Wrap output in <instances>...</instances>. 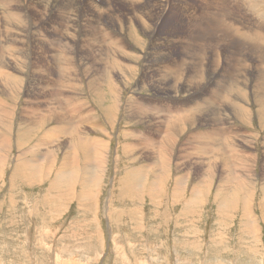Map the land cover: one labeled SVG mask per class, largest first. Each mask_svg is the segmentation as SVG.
Here are the masks:
<instances>
[{"label":"rangeland","instance_id":"obj_1","mask_svg":"<svg viewBox=\"0 0 264 264\" xmlns=\"http://www.w3.org/2000/svg\"><path fill=\"white\" fill-rule=\"evenodd\" d=\"M28 1L29 0H27V3ZM76 1L78 2V5L70 6V2H67L68 6L66 8H62L60 11H67L73 15H76V13H78V25H76L75 23L70 32L74 29H78V31L80 30L79 32L71 33L72 35L76 34L77 37L75 49L78 53L76 57L78 56L77 58H80L81 56L80 59L85 62L82 66V62L74 60L75 64L78 65L77 67L79 68V70L77 71L78 73L75 72V79L70 82L68 89L69 92L71 91L70 94L75 96L74 102L78 104L82 103L88 106V108H90L92 111L89 113L94 117V119L99 121V124L104 129L102 130V128L100 127L99 131L98 128H96L95 130L90 124H84L82 130L87 131V134L97 135L99 138L103 137V139H105L108 143V159L106 158L107 162H104V164L107 165H105L106 169H104L103 171V173H105L104 175L103 173L101 174V179L99 180L101 181L99 184V189L96 185L98 179H95L93 182H91V178H82L83 180L80 179L81 177H85L86 175H91L89 171L92 170V164L95 163L93 162V159H96L93 157H87L86 155H81L80 161L83 160V167H81V170H78L77 172L78 174L81 173V175H78V178L74 180L77 185L72 186L73 192L70 194L71 196H67L63 199L64 201L62 200L61 202H58L55 199L57 193L50 192L49 188L52 183V185L54 186L57 185V182H53L55 181V172H59L63 169V166L60 163V161L64 159L65 149L63 147L60 146V149L57 151L56 155L59 156H56V159L58 160V162L56 163L57 166H54V172L49 175H47L46 171L39 170L36 173L38 175V178L33 177L29 180L26 177L27 173H20L21 170L27 171L28 167L24 169L17 167L19 162L18 157L19 155L21 157L23 156V151L27 150V154L23 156L24 158L22 157L23 160L31 159L34 157L41 158L40 155L34 156L30 151V147L37 143L39 137L43 135V133L54 124L53 117L49 121L43 123H41L42 121L37 122V120L32 118V115H27V118H23L20 115L24 112V109L26 107H30V105H35L34 107L37 108H46L47 110L50 109L51 111H49L51 113L49 111H47L46 113L48 114L49 112L48 115H50L53 112L55 118L58 117L55 115V111H60L61 117L62 115H64V113L67 114V111L69 112V106H67L68 99L66 98V84H64V86H62L63 84H51L56 83L57 80L55 79V77H59L60 72L55 61V54L58 52V46L56 47L53 45L54 48L49 49L48 40L50 38H59L61 40L72 38L74 40L75 35H69L71 34L69 33V30L68 33H64V35L63 33H54V26L63 21H61L59 17L55 18L56 15L53 12L46 15L43 14L44 12L32 14V17L42 16L43 18V20L38 24V27L45 28H43L42 33L39 35V37L44 43L43 46H47L46 52H48L49 54L45 58L41 57L42 60L40 59V63H38L41 64L45 62L47 64V69L42 70L36 67L35 70L29 71V73L27 70H25V72L29 74L28 77L30 78H42L46 82H51L48 83L50 84L48 85V87L50 89L54 87L55 89L59 88L61 90V93L56 94L54 92L55 96L60 95L56 97L57 99H59L57 100L54 96H52L50 92L43 91L42 86L39 87L40 89H37L35 88L36 85H34L26 89V91L28 90V92L24 90L21 92V90L18 91L15 83H7L4 79L0 81V98L8 102L7 103L5 101L6 108L3 111L7 113L8 111H10L13 113L11 114V116L13 115V118H10V121L8 120L6 124H4L2 120L0 122V136L3 134L9 139V149H7L6 153V156L8 154L7 160L0 171V264H264V94H258V96L257 94L251 93V90L248 91L250 100H248L246 104V117L249 113L250 114L247 117V123H245L247 125L242 124L243 122H240V119L238 121L237 118L232 115L233 113L230 114L231 118L229 115L230 120H232L233 118L232 122H236L235 124L241 125L238 126H240L241 128L240 133L242 134L241 136L240 133L237 134L235 132H232L231 135H237H230L233 145L230 144L229 148H233V153L235 154L234 157H231L232 159L228 158L229 162L232 164H225V162L222 161V156L224 155L223 152L214 151L211 149L208 150L207 148L204 149V145L200 144L203 143V141L199 144H195V139H189V136L194 133L197 134L199 133V131L205 133L207 131H210L211 128L219 127V125L223 124L221 123L220 118L219 124V122H213L214 120L211 116H208V118L206 115H204V112L208 109L205 111L201 110V113L197 112L193 114V116L196 117L194 118L192 116L193 121L192 119L191 121L195 122V124L193 126H190L189 123L186 122L188 124L187 127L182 131L177 130L172 132L171 134H174L173 136L166 133V130H170L173 128L169 126V123H163V126L165 124L166 125L164 127L162 126L161 131H163V134L165 132V135L171 136L169 137L171 138V143L166 142L163 150L162 148L152 149L151 147L144 146L145 148L142 147L135 150V154H130L129 148V146L131 145V140L135 138V135L142 136L141 133L143 132V130H146L147 133L149 132V134L152 135L154 133L151 132L152 130L154 131L155 129L160 128L159 125L153 122V120H155L156 118H152L151 115H149V117H143L139 113H137L136 109L140 102L135 98L149 101L152 100L153 102H157L158 104H161L163 106L180 105L193 102V97L195 94V96L197 97L198 95H202L206 91L205 88L194 86L195 89H191V92L188 95L184 93V91L187 90V86L188 88H191L193 87V85H195L194 83H192V80H189V83H187V79H189L190 76H192V78L197 77L195 68H197L198 66L201 67L202 65L203 70L206 68L204 72H207L208 74L211 69L210 67H212L215 63V59H218L219 63L216 64L218 65L216 66V69L218 71L223 67L232 68L231 65L237 64V60L234 58L235 51L239 50L243 52V50L246 49V55L243 56V54H238V57L241 58L239 60L240 63L234 66L239 67L241 64H244L245 66L238 68L237 72L243 74V76L240 78L241 82L239 84H242V78L244 77V75H247L249 76L248 79L249 84L251 85L250 88L252 87L254 77L255 79H258V81L254 80L258 83V87L264 88V80L262 78L264 75V41L258 38V36H260L259 33H262L264 35V7L258 5V3L264 5V0H258V3H256L257 0H215V2L219 4L225 1L226 6H230L232 8L231 16L233 17L231 19V22L234 24V26H240L237 28V30L242 35L229 37L230 35H232V33H229L228 31L220 27L212 28L211 22L198 21L197 23H199V27L195 26L190 36L193 34L194 36H198L199 33H203L204 29L201 27H206V32H204L203 35H199L197 37V43L195 42L196 51L199 54L196 55L197 57L187 55L183 50L185 48H189V30H186L189 24L179 16L180 9L182 7L181 5L189 3L191 4V7H196L198 13H200V11L202 10L208 11L209 9H211V11H214V9L219 8L220 5H214L212 7L208 6L207 8H204L202 6L204 0H170L171 2L168 6V9L165 13H162L163 17L159 19L161 21L163 18V20L160 22L158 27L154 28L156 40L153 44H151L150 41L148 43L146 42V39L150 37L147 32L148 25L145 23H141L138 20V17H136L139 5L137 6V8L129 10L127 12L131 15H128L129 18L131 17L135 21L134 24H138V27L129 26L131 25L130 22H124L122 23L124 24L123 27L119 25L118 29H120L126 35H133L136 34L137 31H139V35L141 37L138 36V39L142 41V43H139L138 40L134 42L136 49L134 48L135 53L133 54V57L136 58V60H134L133 64L134 66H136V68L139 69L136 71V74H134L133 79L128 82L112 81V79L115 78L112 77L113 75H110L109 73H105V81L95 82V80H92L91 72L94 73V71L96 72V70L100 69L101 66L103 67L106 63V60L104 59L110 60L109 58L111 57V55L104 56L105 45L96 42L93 37L94 35L85 32V25L88 20L87 18L80 15L82 12L83 16L86 14L87 4L85 0ZM113 1L126 3L125 0H110V2L115 5L117 4ZM249 1L252 4L251 6H254V9L251 6H245ZM91 2V6H99L100 9L103 10L108 7L107 5H104L101 0H92ZM154 2L155 0H146L145 5L150 7V4L152 6ZM101 4H103L104 6H101ZM195 4H198V6H196ZM80 5L85 6H83V10ZM126 5H129L127 9H130V4L128 2L126 3ZM44 6V4L38 2L35 4V7L40 11L41 9H44ZM241 7H243L242 12H240ZM51 9L55 11V7H51ZM125 9V7H122L120 11L118 10L116 12V15L120 16L121 13L125 15ZM158 10L157 12H159L160 14L162 10ZM261 12L263 14H261ZM183 17L186 20L189 19L188 17ZM124 21H126V18ZM67 22L69 26L71 24V21H64L65 25L67 24ZM211 29L213 30L211 31ZM78 33L80 36L78 35ZM145 34L147 35L146 37L143 36ZM180 34L183 38V41L180 42L182 52H178L174 47V40L177 39ZM185 36L188 37H186L185 39ZM240 37L242 38L240 39ZM218 38H222L223 44L222 41L220 42ZM38 42L40 43V41ZM76 46L77 48H79L77 49ZM154 47L159 48L160 53H162L164 56H166L169 48L172 47L175 50L172 52V56H166L158 62H154L155 59L148 56L144 60L138 59V56L144 55V53L147 54ZM255 48L256 50H254ZM199 51L201 53H199ZM165 60H176L181 64V66L176 69V73L174 74V76L172 74L169 76L170 78L165 76L160 77L165 79V81L160 80L159 78L151 81L150 76L147 75L146 83L148 82L149 84L140 81V76L142 74L144 65H147L149 68L151 64L156 65ZM248 62L250 63V65H247ZM84 64L90 65L92 70H88L84 66ZM85 69L87 70V72ZM44 71L46 73H44ZM33 73L36 75H34ZM148 73H150V71H148ZM194 73L196 75H194ZM16 74L19 75L18 73ZM182 76L186 77L182 78ZM166 78H169V80ZM174 78L175 80H173ZM2 81L8 86L4 87ZM139 82L143 84V87ZM156 83L158 86L156 85ZM175 84L177 86L171 89L170 87ZM119 87L120 89H117ZM159 88L161 89L159 90ZM72 90L74 91L72 92ZM19 92L20 94H18ZM33 92H35V95H39L35 97L33 95ZM80 93H82L83 95ZM119 94L120 96H122L118 97ZM51 96L53 97V99ZM259 99H262L261 101H263V103L261 101L259 102ZM227 104L225 105L224 103L220 105V108H227ZM93 107L94 109L92 110ZM117 107H119L120 109ZM249 109L254 112H251ZM261 109L263 113L260 111ZM225 112L227 113L232 111L226 110ZM133 115L135 116L133 117ZM106 116L109 118H107ZM219 117L226 118L223 111L220 112ZM148 119H151V121L153 122L151 123L152 125L148 124ZM109 120H111V122ZM196 120H198V122ZM31 125L34 127L36 125V130H33L31 134L25 136L21 135V132H24L25 129ZM249 125H251L250 128ZM4 127H6V129H4ZM184 130L186 131V133L184 132ZM124 131L128 133H135V135H133L132 137L131 135L125 134ZM58 136L60 138L62 134H59ZM65 136L66 135H64V137ZM177 136L178 140H176L175 142ZM233 137H238L239 139ZM66 138L69 140L71 138V135H67ZM223 138L222 141H226L225 137ZM246 138L247 140H245ZM61 139V142L65 141L63 139V136L61 137ZM237 139H241V147L236 146V141H238ZM208 140H204V142L207 141L206 143H209L210 140ZM185 141L187 143H185ZM189 141L190 143H188ZM247 143L249 144L247 145ZM58 144L59 140L54 143V146H57ZM160 144H162L161 141ZM170 144L172 147L170 146ZM167 145L171 147L170 149L172 152L170 151L169 147H167ZM182 148L185 149V151H183ZM41 149L44 151V147H42ZM188 149H190V151H188ZM194 149H196V151L193 152ZM234 149H237V152L234 151ZM160 150L162 153L160 152ZM166 150L170 154H172L170 156L166 155ZM205 150H208V152L210 151L209 154L211 155H208L207 152V154H205ZM141 151H145L143 155L144 157L139 156L141 154H139L138 152ZM197 152H201L200 154L205 155H198ZM213 152H215L216 157L220 158L218 159V162H222L219 166V172L215 170L217 175L215 174V176L213 177L214 179L212 180L209 175H205V171L207 169H209L208 171L211 170V164L209 161H211V156L215 155H213ZM103 154L104 152L102 153V155ZM128 154H130V157ZM245 154L249 155L246 156ZM219 155L222 158L219 157ZM193 156L194 158H192ZM205 156H210V158L208 157L209 160L207 159V157L204 158ZM248 156L251 159L249 160L250 163H248ZM196 157H200V160L196 159L195 161ZM252 157H254V159ZM201 158L204 159L202 160ZM235 158H237L238 161H243H240V163L244 165H240L241 168H249V170L245 168L243 169L248 170L249 172H242V169H240V167L238 168V165H236ZM90 159L92 161H90L89 164H86ZM188 159H190V162ZM245 159H247V161ZM86 160L88 161L86 162ZM184 160L186 161V163ZM176 161L179 162L177 163ZM203 161L204 163H200V165H198L199 162ZM152 163L155 167L152 165ZM229 164L231 165V168L228 167ZM141 165H143V168H148V172L145 176L147 177L148 174L150 177V181H158L155 185L156 188L151 182L150 184L145 186V189L142 190L123 189V185L130 180V170L134 169L135 166L137 168V166L139 167ZM232 166L234 170L232 169ZM87 167L89 168V170ZM224 167L228 169V172L230 169H232L233 173L239 172L241 173L240 175H242V173L244 174L245 172V177L242 176L241 179L243 180L241 181L245 183V186L250 190V196H248V199L246 200L247 202L245 201V199L242 201L239 200V206L235 209L230 208L231 211L229 210V208L228 210H226L224 207L220 206L222 205V201H227L229 195H224V193H222L220 194L221 198H217V201H215V197H217V194L220 193L217 191V187L224 186L225 188L226 186H230V184L222 182L224 178L220 177L218 174ZM162 168L165 172L161 175V179H157L156 173H158V170ZM250 174L254 175L250 176ZM39 178H42V180H40ZM202 179L205 180V182ZM244 179H246L247 182H245ZM82 181L90 182V184L92 185V192L94 190L95 194H89L88 192L91 193L90 186H82ZM234 185L236 186V184ZM10 186L12 187L10 188ZM163 188L164 190H162ZM155 189H157L159 193H156ZM179 191L181 193H179ZM47 193L49 199L46 203H44L46 201L45 196L47 195ZM86 198L89 200H87ZM234 199H236V197H234ZM244 201L246 203H244ZM54 204L59 205L60 207H55ZM192 206H194V209ZM83 217H85L86 220ZM43 230L45 231L43 232Z\"/></svg>","mask_w":264,"mask_h":264},{"label":"bare ground","instance_id":"obj_2","mask_svg":"<svg viewBox=\"0 0 264 264\" xmlns=\"http://www.w3.org/2000/svg\"><path fill=\"white\" fill-rule=\"evenodd\" d=\"M79 1V0H78ZM86 4H87V9H86V14L83 16V12L81 13L80 16L87 18V23L85 25V32L94 35V40L98 43H101L103 45H105V49H104V56H108L111 55V57L108 59H104L106 60L105 65L100 69H97L96 72L94 71L91 72V76H92V80L96 81H105V73H109L110 75L112 74L115 79H112V81H131L134 77V74H136V71L139 68H136V66H134V60H136V58H134L133 54L135 53L134 48V42L136 40H138L139 43H142V41H140L138 39V36H140L139 31L136 32V34L133 35H126L124 32H122L120 29H118L119 25H121V27H123L124 22H127L131 25L129 26H134V27H138V24H134L135 21L129 16H131L129 13H127L129 10L135 9L137 8V6L139 5V9L136 13V17H138V20L141 23H145L148 25V35L150 37H148L146 39V42L148 43L150 41L151 44H153L156 40V34L154 32V28L158 27L160 22L159 19L161 17H163L162 13H165L166 10L168 9V6L170 5V0H155L154 4H150V7L146 6L145 2L146 0H125L126 3L128 2L130 4V9H127V6L125 2H120V1H113L115 2L117 5L112 4L110 2V0H101V2L104 5H107L108 7L106 9H100L99 6H91L92 4V0H85ZM254 1V0H253ZM260 1V0H259ZM257 0L256 3L259 2ZM42 3L44 4V9L38 10L35 7L36 3ZM67 2H70V6L71 5H78V2L76 0H29L27 3V0H0V81L1 80H5L7 83H15L16 87L18 88V91L21 90V92L24 90L26 91L27 88L36 85L35 88H39L40 86H42L43 91H48L52 94V96H54L55 98L60 96H55L54 92L57 94L61 93V90L59 88L55 89L54 88H49L48 83L51 82H46L44 79L42 78H30L28 77V73L29 71L35 70L36 67H38V69H42L45 70L47 69V64L45 62L40 63V59L41 57L45 58L49 53L46 52L47 50V46H43V41L40 39L39 35L42 33L43 28L45 27H38V24L43 20L42 16L39 17H32V14H38L39 12H44L43 14L46 15L48 13H54L56 16L55 18H60L61 21L63 22H59L57 25L54 26V33L55 34H60V33H69L73 32H79L78 29H74L73 31L70 32V30L73 28L74 24L76 23V25H78V13H76V15H73L67 11L65 12H60L62 8H66L68 6ZM84 2V1H83ZM149 2V1H148ZM151 3V2H150ZM101 4V6L103 5ZM120 4V5H118ZM222 4V5H221ZM221 4L215 2V0H204V2L202 3V6L204 8H207L208 6H214V5H220L219 8H215L214 11H211V9L207 10H202L200 11V13L197 12L196 7L193 8V6L191 7V4H182L181 9H180V18L187 21L189 26L186 30L188 31V41H189V48H185L183 49L184 52H186L187 55L193 56V57H197L196 55L198 54L196 51V47H195V42L197 41V37L199 35H203L204 32H206V27H201L204 29L203 33H199V35L194 36L190 34H192V30H194V27L198 26L199 23H197L198 21H206V22H211L212 23V28L214 27H220L226 31H228L229 33H232V35H230L229 37H234V36H241L242 34L239 33V31L237 30L238 27L240 26H234V24L231 22V19L233 16H231V12H232V8L230 6H226L225 1H223ZM96 5V4H94ZM99 5V4H98ZM103 5V6H104ZM196 6H198V4H195ZM229 5V4H228ZM251 2H247L245 6H251ZM255 5V4H254ZM258 5H260L261 7H264V5H261L260 3H258ZM81 6V5H80ZM84 6V5H83ZM82 7V10L84 9V7ZM244 6V8H245ZM51 7H55V11H53L51 9ZM122 7H125V11L126 14H120L116 15V12L122 9ZM252 8L254 6H251ZM256 7V5H255ZM71 8V7H70ZM77 8V7H76ZM257 8V7H256ZM78 9V8H77ZM160 9L162 10L161 13L159 14V12H157V10ZM243 7L240 8V12H242ZM254 9V8H253ZM259 9V8H258ZM158 10V11H160ZM247 10V8H246ZM257 10V9H256ZM123 12V10H122ZM264 12V11H263ZM120 13V12H119ZM255 13V12H254ZM134 14V13H133ZM157 14V15H156ZM261 14H263L261 12ZM129 15V16H128ZM148 15V16H146ZM188 17L189 19L186 20L183 16ZM242 15V14H241ZM255 15V14H254ZM260 15V14H259ZM263 16V15H262ZM72 17V18H71ZM156 17V18H155ZM254 17V16H253ZM252 17V18H253ZM259 17V16H258ZM126 18V21H124ZM135 18V17H134ZM257 18V17H256ZM260 18V17H259ZM84 19V18H83ZM192 19V20H191ZM261 19V18H260ZM53 20V19H51ZM50 20V21H51ZM71 21V24L68 26V22L65 25L64 21ZM46 21V20H45ZM184 22V21H183ZM256 22V21H255ZM83 23V22H82ZM134 24V25H133ZM259 24V23H258ZM262 24V23H261ZM260 24V25H261ZM264 24V23H263ZM52 25V24H51ZM82 25V24H79ZM118 25V26H117ZM210 25V24H209ZM126 26V24H125ZM83 27V26H82ZM199 27V26H198ZM76 28V27H75ZM142 28V27H141ZM147 28V27H146ZM191 29V30H190ZM123 30V29H122ZM144 30V29H143ZM213 29H211L212 31ZM223 30V31H224ZM249 30V29H247ZM130 31V30H129ZM262 31V30H261ZM201 32V31H200ZM242 32V31H241ZM129 33V32H128ZM213 33V32H212ZM219 34V33H218ZM224 34V33H223ZM227 34V33H226ZM254 34V33H253ZM66 35V34H65ZM71 36L75 35L74 40L72 38L69 39H65V40H61L59 38H55L52 39L50 38L48 40V48L52 49L54 48V46H58L57 50L58 52L55 54V61H56V65L57 68L60 72L59 77H55V79L57 80L56 83H51V84H58L62 86H64V84H66L67 87V99H68V104L67 106H69V112L67 111V114L64 113V115H62L61 117V113L60 111H55V115L58 116L57 118H55L54 113L52 112V114L48 115L50 111L47 110L45 107V109L43 108H37L34 107L32 105H30V107H24V112L20 115L23 118H27V115H32V118H34L35 120L38 121H42L46 122L49 121L50 119H54V124L52 126H50L44 133L43 135H41L39 137V139L37 140L38 142L35 143L33 146L30 147V151L31 153L36 156V155H40L41 158L39 157H34L31 159H25L23 160L22 157L24 155L27 154V150L23 151V156L21 157L19 155L18 159V165L17 167H20L22 169L28 167V170H21L20 173L22 174L27 173V178L30 180V178L33 177H37L38 175L36 174L39 170H44L47 172V175L53 173V169L54 166L56 165V163L58 162V160L56 159L57 156L56 153L57 151L60 149V146L63 147L65 149V153H64V159H62V161H60L61 165L63 166V169L60 170L59 172H55V181L53 182H57V185H52L49 188L50 192H55L57 193L55 199L58 202H61L65 197L67 196H71L70 194L73 192L72 190V186H76L77 184L74 182V180L76 178H78V175L80 176V174H78V170H81L82 166V161H80L81 159V155L84 156L86 155L87 157H93L96 159H93V162H95L94 164H92V170H90L89 172L91 173V175H86L85 177H81L80 179H88L91 178V182H93L95 179H98L97 182V188L99 189V184L101 181H99L101 179V174L103 173L105 168L104 162L106 161L108 152V143L106 142L105 139L99 138L97 135H90L87 134V131L82 130L84 124H90L95 130L96 128L99 129L100 131V127L101 125L99 124V121H97L96 119H94V117L89 113L92 112L90 108H88V106L82 104V103H76L74 102V97L73 95H71V91L69 92V84L71 81H73L74 75L76 74L75 72H77L79 70V68L77 67L78 65L75 64L74 60H77L78 62H82V66H83V60L80 58H77V50L75 49V43L77 42V37L76 34H69ZM79 35V33H78ZM85 35V34H84ZM83 35V36H84ZM260 36H258L259 39H262V41H264V35L261 33H259ZM80 36V35H79ZM82 36V35H81ZM143 36H147L146 34ZM185 36L184 38L186 39ZM244 36V34H243ZM242 36V37H243ZM63 37V36H62ZM88 37V36H87ZM126 37V38H125ZM141 37V36H140ZM228 37V38H229ZM240 37V39L242 38ZM64 38V37H63ZM79 38V37H78ZM237 38V37H236ZM247 38V37H246ZM88 39V38H87ZM141 39V38H140ZM144 39V37H143ZM219 39V38H218ZM247 40V39H246ZM255 40V39H254ZM40 41V43L38 42ZM81 41V40H80ZM93 41V40H92ZM144 41V40H143ZM183 41L182 35L180 34L178 36L177 39L174 40V47L178 52H182L181 50V45L180 42ZM219 41H222L223 44V40L222 38L219 39ZM248 41V40H247ZM261 41V40H260ZM145 42V43H146ZM219 42V43H220ZM255 42V41H254ZM95 43V42H94ZM137 43V44H139ZM197 43V42H196ZM235 43V42H234ZM42 44V45H40ZM92 44V43H91ZM256 44V43H255ZM262 44V43H261ZM260 44V45H261ZM77 45V44H76ZM81 45V44H79ZM87 45V44H86ZM236 45V44H235ZM258 45V43H257ZM259 45V46H260ZM137 46V45H136ZM139 46V45H138ZM93 47V46H92ZM96 47V46H95ZM100 47V46H98ZM104 47V46H103ZM185 47V46H184ZM77 48V46H76ZM79 48V47H78ZM77 48V49H78ZM202 48V47H201ZM241 48V47H239ZM99 49V48H98ZM102 49V48H101ZM136 49V48H135ZM174 48H169L167 51L166 56L170 57L172 56V52L175 50ZM80 50V49H79ZM82 50V49H81ZM94 50V48H93ZM189 52H188V51ZM231 50V49H229ZM249 50V49H248ZM256 50V48L254 49ZM261 50V49H260ZM97 51V50H96ZM147 51V50H146ZM262 51V50H261ZM47 54H46V53ZM252 52V51H251ZM255 52V51H254ZM264 52V51H263ZM82 53V52H81ZM137 53V52H136ZM199 53H201L199 51ZM247 50L244 49L243 52L236 50L235 51V56L234 58L237 60V64H233L231 65L232 68H220L221 70H217L216 64L219 63V60L215 59V63L212 67H210V72L207 74V72H204V69L198 66L197 68H195V72L197 74V77L192 78V76L189 77V79H187V83H189V80H192V83H194L195 85H193V87L188 88L187 86V90L184 91L185 94H189L191 91V89L194 88V86L197 87H201V88H205L206 91L202 94V95H198L197 97L194 95L193 97V102L190 103H186V104H180V105H170V106H163L161 104H158L157 102H153L152 100H143L140 98H135L136 100H138L140 103L136 109L137 113H139L141 116L145 117H149V115L152 116V118H156L155 120H153V122L157 125H159V129H155L154 131L152 130L151 132H154L152 135L149 134V132L147 133V131L143 130V132L141 133L142 136H137L135 135V133H128L126 131H124L125 134L131 135L133 137V135H135L133 138V140H131V145L129 146L130 148V154H133L135 150H137L138 148H142L144 146H148L151 147L152 149H158V148H163L165 147V143L169 142L171 143V136H168L169 134H171L174 131H182L183 129H185L187 127V123H189L190 126H193L195 124V122H192V116L195 113H201L202 111L204 112V115L211 116L212 119L214 120L213 122H219V118L221 120V123H223L222 125H219V127H214L211 128L210 131H207L205 133H202L199 131V133H194L192 135H190L189 139L194 140L195 144H199L200 142L203 141V143H200L201 145H204V149H211L214 151H221L223 152V158L219 155V157L222 158V161L225 162V164L230 163L229 159H232L231 157H234L235 154L233 153V148H229V145H233L232 144V139L230 137L232 132L235 133H240L241 128L240 126H238L237 124H235L232 120H230L231 118V113H233L232 115H234L237 120L239 121V119L241 120L240 122H243L242 124L247 123V117H246V112H247V102L248 100H250L249 95H248V91L251 90V93L253 94H264V88L262 87H258V83L255 82L254 80L258 81V79L254 77L253 83H252V87L250 88V84H249V79L247 75H244V77L242 78V84H239L241 82L240 78L243 76L242 73L237 72L238 68L240 67H245L244 64H241L239 67H234L235 65H238L239 60L241 59L240 57H238V54H243L246 55ZM85 54V53H84ZM93 54V53H92ZM102 54V52H101ZM100 54V56H101ZM256 54V53H255ZM96 55V54H95ZM98 55V54H97ZM138 55V54H137ZM136 55V57H137ZM199 55V54H198ZM215 55V54H214ZM233 55V54H232ZM103 56V55H102ZM153 57L155 59L154 62H158L159 60L163 59L164 56L162 53H160L159 48L154 47L152 48L147 54L144 53V55L138 56V59L140 60H144L146 57ZM202 56V55H201ZM221 56V55H220ZM257 56V55H256ZM53 57V56H52ZM96 57V56H95ZM206 57V56H205ZM246 57V56H245ZM258 57V56H257ZM262 57V56H261ZM199 58V57H198ZM243 58V57H242ZM93 59V58H92ZM102 59V58H101ZM181 59V58H180ZM196 59V58H195ZM259 59V58H258ZM42 60V59H41ZM85 60V59H84ZM100 60V59H99ZM200 60V59H199ZM247 60V59H246ZM54 61V60H53ZM88 61V60H87ZM91 61V60H90ZM96 61V60H95ZM139 61V60H138ZM187 61V60H185ZM201 61V60H200ZM248 61V60H247ZM260 61V60H259ZM149 62V61H147ZM184 62V61H183ZM203 62V61H202ZM77 63V62H76ZM93 63V62H91ZM101 63V62H100ZM153 63V62H152ZM249 63V62H248ZM247 65H250V63ZM103 64V63H102ZM145 64V63H144ZM148 64V63H147ZM186 65V64H183ZM84 66L88 69V70H92L91 66L88 64H84ZM143 66V65H142ZM181 64L179 62H177L176 60H165L162 61L156 65H150L149 68L147 65L143 66L142 69V74L140 76V81L145 82L146 83V76L149 75L151 81L159 78L160 80H164L163 78L160 77H169L170 75L176 73V69L178 67H180ZM220 66V65H219ZM260 66V65H259ZM84 67V68H85ZM94 67V66H93ZM96 67V66H95ZM208 68V67H207ZM96 69V68H95ZM251 69V68H250ZM25 70L28 71V73L25 72ZM86 70V69H85ZM194 70V69H193ZM208 70V69H207ZM37 71V70H36ZM84 71V70H83ZM148 71H150V73H148ZM180 71V70H178ZM257 71V70H256ZM255 71V72H256ZM263 71V70H262ZM57 72V71H55ZM85 72V71H84ZM87 72V70H86ZM194 72V71H193ZM246 72V71H245ZM16 73H18L19 75H17ZM44 73H46L44 71ZM78 73V72H77ZM178 73V72H177ZM258 73V72H257ZM262 73V72H261ZM32 74V73H31ZM34 74V73H33ZM50 74V73H49ZM52 74V73H51ZM194 73V75H196ZM36 75V74H34ZM81 75V74H79ZM255 75V74H254ZM261 75V74H260ZM33 77V75H32ZM50 77V76H49ZM136 77V76H135ZM172 77V76H171ZM186 77V76H182ZM194 77V76H193ZM2 78V79H1ZM44 78V77H43ZM53 78V77H52ZM170 78V77H169ZM169 78H166L169 80ZM173 78V77H172ZM181 78V79H182ZM263 80H264V75H263ZM87 79V78H86ZM186 79V78H185ZM184 79V80H185ZM138 80V79H137ZM175 80V78L173 79ZM240 80V81H239ZM90 81V80H89ZM87 81V82H89ZM159 81V80H158ZM260 81V80H259ZM55 82V81H54ZM114 82V83H115ZM264 82V81H263ZM3 83V81H2ZM101 83V82H100ZM99 83V84H100ZM141 83V82H139ZM148 83V82H147ZM146 83V84H147ZM154 83V82H153ZM161 83V81H160ZM38 84V85H37ZM73 84V83H71ZM102 84V83H101ZM105 84V83H104ZM138 84V82H137ZM142 84V83H141ZM149 84V83H148ZM164 84V83H163ZM4 87H7V84H4ZM89 85V84H88ZM110 85V84H109ZM114 85V84H113ZM157 85V83H156ZM160 85V84H159ZM72 86V85H71ZM101 86V85H99ZM103 86V85H102ZM129 86V85H128ZM133 86V85H132ZM141 86V85H140ZM146 86V85H145ZM149 86V85H148ZM158 86V85H157ZM175 86H177L176 84L173 85L172 87H170L171 89L174 88ZM191 86V85H190ZM59 87V86H58ZM113 87V86H112ZM143 87V84H142ZM49 88V89H48ZM71 88V87H70ZM136 88V87H135ZM31 89V88H30ZM40 89V88H39ZM66 89V88H64ZM91 89V88H90ZM117 89H120L117 88ZM146 89V88H145ZM161 88H159L160 90ZM195 89V88H194ZM35 90V89H34ZM133 90V89H132ZM246 90V91H244ZM37 91V90H36ZM41 91V90H40ZM66 91V90H64ZM74 90H72L73 92ZM28 92V90L26 91ZM77 92V91H76ZM198 92V91H197ZM31 93V92H30ZM29 93V94H30ZM99 93V92H98ZM194 93V92H193ZM20 94V92L18 93ZM24 94V93H23ZM46 94V93H45ZM63 94V93H62ZM61 94V95H62ZM82 94V93H80ZM89 94V93H88ZM31 95V94H30ZM33 95L36 97L38 95H35V92H33ZM32 95V96H33ZM76 95V93H75ZM79 95V94H78ZM83 95V94H82ZM85 95V94H84ZM93 95V94H92ZM114 95V94H112ZM111 95V96H112ZM16 96V95H15ZM21 96V95H20ZM51 96V97H52ZM64 96V95H63ZM95 96V95H94ZM116 96V95H115ZM122 96V95H121ZM120 94L118 97H121ZM259 96V95H258ZM264 96V95H263ZM262 96V97H263ZM5 97V96H4ZM126 98V97H125ZM34 99V98H33ZM48 99V98H47ZM53 99V97H52ZM57 99V98H56ZM54 99V100H56ZM61 99V98H60ZM129 99V98H128ZM145 99V97H144ZM13 100V99H12ZM32 100V99H31ZM35 100V99H34ZM43 100V99H42ZM51 100V99H50ZM59 100V99H57ZM254 100V99H253ZM262 100V99H261ZM260 99L258 100L259 102L261 101ZM6 101V100H5ZM4 99L0 98V122L2 120V122L4 124H6L8 122V120L10 121V118H13V115L11 116V114H13L12 112L8 111L5 112L3 111L6 108V104H5ZM28 101V100H27ZM39 101V100H38ZM46 101V100H44ZM134 101V100H133ZM181 101V100H180ZM7 102V101H6ZM16 102V101H15ZM33 102V101H31ZM42 102V101H41ZM59 102V101H58ZM84 102V101H83ZM123 102V101H122ZM132 102V101H131ZM263 103V101H261ZM8 103V102H7ZM13 103V102H12ZM17 103V102H16ZM28 103V102H27ZM51 103V102H50ZM173 103V102H172ZM175 103V102H174ZM227 104V108L222 109L220 108V105ZM258 103V102H257ZM261 103V104H262ZM19 104V103H18ZM48 104V103H47ZM63 104V103H62ZM119 104V103H118ZM121 104V102H120ZM264 104V103H263ZM39 105V104H37ZM36 105V106H37ZM130 105V104H129ZM251 105V104H250ZM14 106V104H13ZM43 106V105H42ZM60 106V105H59ZM66 107V106H65ZM61 108V107H60ZM119 108V107H117ZM90 109V111H89ZM94 109V107L92 108V110ZM114 109V108H113ZM120 109V108H119ZM251 109V107H250ZM249 109V110H250ZM11 110V109H10ZM13 110V109H12ZM202 110V111H201ZM232 111V112H225V111ZM259 110V109H258ZM14 111V110H13ZM47 111L48 114L46 113ZM64 111V110H62ZM200 111V112H199ZM224 113V115L226 116V118L224 117H219L220 112ZM251 111V110H250ZM262 112V109L260 110ZM119 112V111H118ZM123 112V111H122ZM254 112V111H251ZM46 113V114H45ZM51 113V112H50ZM88 113V114H87ZM96 113V112H95ZM114 113V112H113ZM116 113V112H115ZM256 113V112H255ZM263 113V112H262ZM138 114V116H139ZM253 114V113H252ZM264 114V113H263ZM18 115V114H17ZM111 115V114H109ZM113 115V114H112ZM117 115V114H116ZM230 115V118H229ZM16 116V115H15ZM61 118H60V117ZM135 115H133L134 117ZM201 116V115H200ZM222 116V115H220ZM263 116V115H262ZM18 117V116H17ZM107 117V116H106ZM119 117V116H118ZM137 117V116H136ZM135 117V118H136ZM194 117V116H193ZM196 117V116H195ZM194 117V118H195ZM199 117V116H198ZM250 117V116H249ZM254 117V116H253ZM260 117V116H259ZM109 118V117H107ZM115 118V117H114ZM124 118V117H123ZM209 118V117H208ZM235 118V119H236ZM263 118V117H262ZM116 119V118H115ZM192 119V121H191ZM224 123L223 122V120ZM264 119V118H263ZM16 120V119H15ZM114 120V119H113ZM101 121V120H100ZM111 122V120H109ZM185 121V122H184ZM198 122V120H196ZM208 121V120H207ZM231 121V122H230ZM249 121V120H248ZM262 121V119H261ZM52 122V121H51ZM144 122V121H143ZM148 124L153 123L151 121V119L147 120ZM204 122V121H203ZM209 122V121H208ZM229 122V124H228ZM13 123V121H12ZM163 123H169V126L173 129L170 130H166V133H168V135H165V132L163 134L162 130V126ZM205 123V122H204ZM212 123V122H211ZM238 123V122H237ZM256 123V122H255ZM51 124V123H49ZM252 124V123H251ZM262 124V123H261ZM260 124V125H261ZM10 125V124H9ZM12 125V124H11ZM152 125V124H151ZM166 125V124H165ZM164 125V126H165ZM208 125V124H207ZM224 125V126H223ZM247 125V124H245ZM253 125V124H252ZM163 126V127H164ZM251 125H249L250 128ZM263 126V125H262ZM3 127V126H1ZM12 127V126H11ZM21 127V126H20ZM39 127V126H38ZM106 127V126H103ZM167 127V126H166ZM189 127V126H188ZM195 127V126H194ZM193 127V128H194ZM236 127V128H235ZM13 128V127H12ZM36 125L34 126H28L24 132H21V135L25 136L28 134H31L33 132V130H36ZM43 128V127H42ZM81 128V129H80ZM102 128V127H101ZM192 128V127H191ZM235 128V129H234ZM259 128V127H258ZM2 129V128H1ZM4 129H6V127H4ZM39 129V128H38ZM209 129V128H208ZM82 130V131H81ZM102 130H104L102 128ZM165 130V129H163ZM187 130V129H186ZM197 130V129H196ZM81 132L80 134L77 132ZM95 132V131H94ZM184 132L186 133V131L184 130ZM120 133V132H119ZM178 133V132H177ZM244 133V132H243ZM2 134V133H1ZM59 134H62L63 139L65 141L61 142V137L59 138ZM71 135V138L68 140L66 137L67 135ZM237 134H234L235 136ZM241 134V133H240ZM248 134V133H247ZM246 134V135H247ZM64 135H66L64 137ZM105 135V134H104ZM172 136L174 134H171ZM231 135V136H234ZM163 136V137H162ZM180 136V134H179ZM242 136V134H241ZM162 137V139H161ZM176 137V136H174ZM225 137L226 141H222ZM240 137V136H239ZM249 137V135H248ZM128 138V137H127ZM186 138V137H185ZM223 138V139H222ZM233 138H238V137H233ZM244 138V137H243ZM52 139V140H50ZM107 139V138H106ZM175 139V138H174ZM210 141H209V140ZM239 139V138H238ZM237 139V140H238ZM59 140V144L57 146H54V143H56V141ZM113 140V139H112ZM173 140V138H172ZM178 140V136L177 139ZM180 140V139H179ZM204 140H208L209 143L204 142ZM241 140V139H240ZM238 140L236 141V146L237 147H241L242 143L241 141ZM247 140V138L245 139ZM13 141V140H12ZM160 141L162 142V144H160ZM183 141V140H182ZM181 141V142H182ZM0 171L3 168V165L5 164L6 160H7V149H9V139L7 136L5 135H1L0 136ZM110 142V141H108ZM129 142V141H128ZM174 142V144H175ZM223 142V143H222ZM235 142V141H234ZM250 142V141H249ZM22 143V142H21ZM185 143H187L185 141ZM190 143V141L188 142ZM225 143V144H224ZM11 144V143H10ZM14 144V143H13ZM126 144V143H125ZM172 144V145H174ZM182 144V143H181ZM249 143H247L248 145ZM121 145V144H120ZM169 145V144H168ZM167 145V147H169ZM244 145V144H243ZM171 146V144H170ZM188 146V145H187ZM246 146V145H245ZM253 146V145H252ZM251 146V148H252ZM42 147H44V151L41 149ZM56 147V148H54ZM110 147V146H109ZM172 147V146H171ZM169 147V149L171 148ZM175 147V146H173ZM181 147V146H180ZM184 147V146H183ZM202 147V146H201ZM254 147V146H253ZM52 148V149H51ZM119 148V147H118ZM124 148V147H123ZM145 148V147H144ZM177 148V147H176ZM203 148V147H202ZM86 149V150H85ZM151 149V150H152ZM183 149V148H182ZM181 149V150H182ZM203 149V150H204ZM254 149V148H253ZM12 150V149H11ZM19 150V149H18ZM104 150V151H103ZM109 150V149H108ZM174 150V149H173ZM202 150V151H203ZM208 150H205V154L208 153L209 154L210 151L208 152ZM228 150V152H227ZM33 151V152H32ZM129 151V150H128ZM167 151V150H166ZM171 151V149H170ZM183 151H185V149H183ZM187 151V149H186ZM188 151H190V149H188ZM196 151V149L193 150V152ZM234 151L237 152V149ZM240 151V150H239ZM104 152V154L102 155V153ZM145 152V151H144ZM144 152H138L140 157H144ZM161 152V150H160ZM172 152V151H171ZM207 152V153H206ZM241 152V151H240ZM255 152V151H254ZM264 152V151H263ZM13 153V152H12ZM54 153V154H53ZM101 153V154H100ZM110 153V152H109ZM162 153V152H161ZM192 153V152H191ZM198 155H203L200 154L199 152H197ZM196 153V154H197ZM244 153V152H243ZM250 153V151H249ZM29 154V153H28ZM125 154V153H124ZM130 154L129 157H130ZM135 154V153H134ZM147 154V153H146ZM172 154V153H171ZM168 151L166 153V155L170 156L171 155ZM185 154V153H184ZM189 154V153H188ZM195 154V153H194ZM204 154V155H205ZM215 154V152H213V155ZM254 154V153H253ZM252 154V155H253ZM43 155V156H42ZM179 155V154H177ZM203 155V156H204ZM228 157H227V156ZM239 155V154H238ZM243 155V154H242ZM246 155V154H245ZM249 155V154H247ZM246 155V156H247ZM251 155V154H250ZM57 156V157H56ZM122 156V155H121ZM135 156V155H134ZM137 156V155H136ZM156 156V155H155ZM237 156V155H236ZM139 157V158H140ZM148 157V156H147ZM158 157V156H157ZM181 157V156H180ZM201 157V156H200ZM199 157V158H200ZM207 156H205L204 158H206ZM210 158V156H208ZM207 157V159H208ZM212 158L210 159L211 161V170L208 171L209 169H207L205 171V175H209L211 177V179L213 180L216 172L219 170V166L221 164V162H218V157H216V154L214 156H211ZM239 157V156H238ZM256 157V156H255ZM24 158V157H23ZM159 158V157H158ZM186 158V157H185ZM189 158V157H188ZM194 158V156L192 157ZM191 158V159H192ZM199 158H195L200 160ZM203 158V159H204ZM229 158V159H228ZM240 158V157H239ZM249 158V156L247 157ZM254 159V157H252ZM43 159V160H42ZM108 159V158H107ZM157 159V158H155ZM160 159V158H159ZM178 159V158H177ZM202 159V158H201ZM202 159V160H203ZM241 159V158H240ZM239 159V160H240ZM138 160V159H137ZM140 160V159H139ZM180 160V159H179ZM182 160V159H181ZM190 162V159H188ZM193 160V159H192ZM209 160V159H208ZM247 161V159H245ZM251 160L250 158L248 159V163H250ZM88 160H86L87 162ZM92 161L91 159L86 163L89 164V162ZM142 161V160H141ZM145 161V160H144ZM151 161V160H150ZM185 161V160H184ZM183 161V162H184ZM241 161V160H240ZM240 161H238L237 158H235V163L236 165H238V168L243 165L242 163H240ZM107 162V161H106ZM177 162V161H176ZM179 162V161H178ZM177 162V163H178ZM208 162V161H206ZM205 162V163H206ZM243 162V161H241ZM256 162V161H255ZM48 163V164H47ZM186 163V161H185ZM184 163V164H185ZM200 163H204L203 162H199L198 165H200ZM47 164V165H46ZM141 164V163H139ZM148 164V163H147ZM151 164V163H150ZM169 164V163H168ZM190 164V163H189ZM224 164V165H225ZM232 164V163H230ZM229 164L228 167L231 168V165ZM153 165V163H152ZM180 165V164H178ZM183 165V164H182ZM187 165V164H186ZM185 165V166H186ZM193 165V164H192ZM202 165V164H201ZM205 165V164H204ZM222 165V166H224ZM250 165V164H248ZM57 166V165H56ZM88 166V165H87ZM122 166V165H121ZM154 166V165H153ZM164 166V165H163ZM244 166V165H243ZM246 166V164H245ZM252 166V165H250ZM255 166V165H254ZM91 167V166H90ZM155 167V166H154ZM201 167V166H200ZM86 168V167H85ZM88 168V167H87ZM120 168V167H119ZM124 168V167H123ZM161 168V167H160ZM178 168V167H177ZM190 168V167H189ZM229 168V169H230ZM245 168V167H244ZM243 168V169H244ZM118 169V167H117ZM148 168H143V165L141 166H136L134 167V169L130 170L129 176H130V180L129 182H127L126 184L123 185V189L125 190H132V189H145V186H147L148 184H150L151 182L153 183V186L155 187L156 183L158 181L156 180H151L150 181V177L147 174V177L145 176ZM179 169V168H178ZM187 169V167H186ZM233 169V166H232ZM230 169L228 172V169L226 167L221 169V172L218 173L220 177H223L224 180L222 182H226V184H230V186H226L224 188V186L222 187H217V191L220 192L217 194V197H215V201H217V198H221L220 194L224 193L229 195V198H227V201H222L220 206L224 207L226 210H230V208L235 209L236 207L239 206L238 203L239 200L242 201L245 199V201L248 199V196H250L249 193V189L245 186L246 184L243 183L241 180L242 176H244V174L242 173V175H240L241 173L236 172L233 173V170ZM237 169V168H236ZM243 171H248L249 168H245L248 170H243ZM87 170V169H85ZM89 170V168H88ZM109 170V169H108ZM116 170V168H115ZM150 170V169H149ZM155 170V169H154ZM190 170V169H189ZM193 170V169H192ZM159 172L156 173L157 179H161V175L165 172L162 169L158 170ZM180 171V170H179ZM236 171V170H235ZM252 171V170H250ZM107 172V171H106ZM151 172V171H150ZM196 172V171H195ZM198 172V171H197ZM215 172V173H214ZM249 172V171H248ZM87 173V172H85ZM105 173V172H104ZM103 173V175H104ZM247 173V172H246ZM202 174V173H201ZM217 175V174H216ZM247 175V174H246ZM249 175V174H248ZM254 175V174H250ZM263 175V174H262ZM40 176V175H39ZM51 176V175H50ZM202 176V175H201ZM206 176V177H207ZM249 176V177H250ZM190 177V176H189ZM240 177V178H239ZM264 177V175H263ZM44 178V177H42ZM42 178H39L40 180H42ZM46 178V177H45ZM186 178V177H185ZM205 178V177H204ZM238 178V179H237ZM36 179V178H34ZM82 179V180H83ZM210 179V180H211ZM247 179V178H246ZM245 180V182H247ZM254 179V178H253ZM203 180V179H202ZM250 180V179H249ZM77 181V180H76ZM170 181V180H169ZM205 182V180H203ZM235 181V182H234ZM12 182V181H11ZM180 182V181H179ZM203 182V183H204ZM213 182V181H212ZM82 186H87L89 185L91 188V193L88 192L89 194H95L94 190L92 192V185L90 184V182L87 181H82L81 182ZM169 183V182H168ZM159 184V183H158ZM212 184V183H210ZM209 184V185H210ZM225 184V183H224ZM236 184V186L234 185ZM223 185V184H220ZM101 186V185H100ZM152 186V185H150ZM160 186V185H159ZM180 186V185H179ZM253 186V185H252ZM12 186H10L11 188ZM191 187V186H190ZM216 187V186H215ZM156 188V187H155ZM183 188V186H182ZM185 188V187H184ZM196 188V187H195ZM194 188V189H195ZM75 189V188H74ZM149 189V188H148ZM205 189V188H203ZM209 189V188H208ZM227 189V191H226ZM96 190V189H95ZM161 190V189H160ZM164 190V188L162 189ZM183 190V189H182ZM243 190V191H242ZM98 191V190H97ZM156 193L158 192L157 189H155ZM226 191V192H225ZM174 192V191H173ZM212 192V191H211ZM84 193V192H83ZM148 193V192H147ZM159 193V192H158ZM162 193V192H161ZM179 193H181L179 191ZM210 193V192H209ZM208 193V194H209ZM253 193V192H252ZM139 194V193H138ZM144 194V193H143ZM150 194V193H149ZM183 194V193H182ZM140 195V194H139ZM152 195V194H151ZM154 196V194H153ZM87 197V196H85ZM152 197V196H150ZM234 197H236V199H234ZM46 201L44 203L47 202V200L49 199L48 193L45 196ZM89 198V196H88ZM158 198V197H157ZM225 198V196H224ZM87 199V198H86ZM133 199V198H132ZM154 199V198H152ZM89 200V199H87ZM140 200V199H139ZM193 200V199H191ZM64 201V200H63ZM142 201V200H141ZM144 201V200H143ZM244 201V203H246ZM158 203V202H157ZM192 203V202H191ZM62 204V203H61ZM136 204V203H135ZM55 207H60L59 205L54 204ZM85 205V204H83ZM194 205V204H193ZM243 205V204H242ZM245 205V204H244ZM250 206V204H249ZM254 206V205H253ZM107 207V206H106ZM190 207V206H189ZM194 209V206H192ZM243 207V206H242ZM86 208V207H85ZM221 208V207H220ZM245 208V207H244ZM91 209V208H90ZM246 209V208H245ZM85 210V209H84ZM224 210V209H223ZM231 211V210H230ZM109 212V211H108ZM246 213V212H245ZM115 216V215H114ZM85 218V217H83ZM91 218V216H90ZM82 219V218H81ZM89 219V218H87ZM94 219V218H93ZM78 220V219H77ZM86 220V218H85ZM99 220V219H98ZM80 221V220H79ZM92 221V220H91ZM96 221V220H95ZM113 221V220H112ZM85 222V221H83ZM93 222V221H92ZM89 223V222H88ZM96 223V222H95ZM99 223V222H97ZM92 224V223H91ZM84 225V224H83ZM122 226V225H121ZM42 228V227H41ZM40 228V229H41ZM125 228V227H124ZM45 229V228H44ZM45 230H43L44 232ZM112 235V234H111ZM111 237V236H110Z\"/></svg>","mask_w":264,"mask_h":264}]
</instances>
